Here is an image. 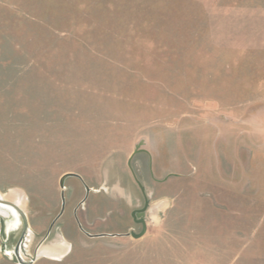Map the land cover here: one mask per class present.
<instances>
[{
    "label": "rangeland",
    "instance_id": "rangeland-1",
    "mask_svg": "<svg viewBox=\"0 0 264 264\" xmlns=\"http://www.w3.org/2000/svg\"><path fill=\"white\" fill-rule=\"evenodd\" d=\"M0 193V264H264V0H0Z\"/></svg>",
    "mask_w": 264,
    "mask_h": 264
},
{
    "label": "water",
    "instance_id": "water-1",
    "mask_svg": "<svg viewBox=\"0 0 264 264\" xmlns=\"http://www.w3.org/2000/svg\"><path fill=\"white\" fill-rule=\"evenodd\" d=\"M142 144H143V141H140L138 144H136L135 149H134L133 153L131 154L128 162H129V166L131 167V171H132V173L134 175V178L136 179V181L138 182V184L140 185V187L143 190L144 187L142 186V184L140 183V181L136 178V174H135V172H134V170L132 169V166H131V160H132L133 156L135 154H137L138 152L144 150V149L141 148V145ZM70 176H76V177H79V178L82 179L81 175L78 174V173H76V172H66L65 174L62 175V177L60 179V187L62 189L65 188V180H66V178H68ZM86 188H87V191L88 192L91 190L88 185H86ZM0 200H1V198H0ZM62 200H63V205H62V211H63L64 210V206H65V195H64V192H62ZM5 202H8L9 204H13L17 209H20V207L16 203H13L12 201L6 200ZM148 207H149V199L145 196L144 206L141 207V208L134 209L132 211L131 214H132L133 218L136 221L138 220V221H140L142 223V230L139 233H136L134 231L131 232V235L133 237H137L138 238V237H141L142 235H144L146 233V231H147V222H146V219H145V214H146V211L148 210ZM137 216H139L140 219H138ZM84 232L87 235L92 236V237H94V236L109 235L107 233L91 234V233H89L87 231H84ZM126 234L128 235L129 233H126ZM111 235H115V234H111Z\"/></svg>",
    "mask_w": 264,
    "mask_h": 264
},
{
    "label": "bare ground",
    "instance_id": "bare-ground-1",
    "mask_svg": "<svg viewBox=\"0 0 264 264\" xmlns=\"http://www.w3.org/2000/svg\"><path fill=\"white\" fill-rule=\"evenodd\" d=\"M15 196H17V195H14V194L8 195L6 193H0V198H1L0 203L7 207V208H1L0 207V214L1 215L9 216L10 215L9 208L10 207L16 208L13 204H9L8 202H5L6 200L12 201L13 203H16L20 207V203H21V199L19 198L20 196H18L17 198L14 199ZM14 212H15V210H14ZM17 223H18V220H16L13 224L16 225ZM31 238H33V236ZM43 245H44V243H42L41 246H39V248L36 250L35 255L37 257H41V256L60 257L63 254H65V252L68 249L67 244L65 242L55 243L53 246H47V247H44L43 249H41Z\"/></svg>",
    "mask_w": 264,
    "mask_h": 264
},
{
    "label": "flooded vegetation",
    "instance_id": "flooded-vegetation-1",
    "mask_svg": "<svg viewBox=\"0 0 264 264\" xmlns=\"http://www.w3.org/2000/svg\"><path fill=\"white\" fill-rule=\"evenodd\" d=\"M137 218L140 219L139 216H137ZM133 219H134V218H133ZM134 221H136V220L134 219ZM136 222H138L139 224H142V223H141L140 221H138V220H137ZM44 247H47V246H44V245H43L41 249H43ZM41 249H40V250H41Z\"/></svg>",
    "mask_w": 264,
    "mask_h": 264
},
{
    "label": "crops",
    "instance_id": "crops-1",
    "mask_svg": "<svg viewBox=\"0 0 264 264\" xmlns=\"http://www.w3.org/2000/svg\"><path fill=\"white\" fill-rule=\"evenodd\" d=\"M5 233H6V231H4ZM7 238H8V235H7ZM5 240H7V239H5ZM7 243L5 242V245H6Z\"/></svg>",
    "mask_w": 264,
    "mask_h": 264
}]
</instances>
